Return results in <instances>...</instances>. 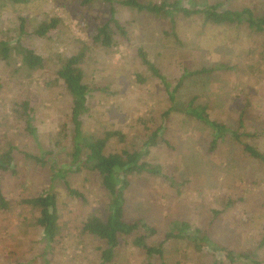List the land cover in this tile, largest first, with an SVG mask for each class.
Here are the masks:
<instances>
[{
    "label": "rangeland",
    "instance_id": "rangeland-1",
    "mask_svg": "<svg viewBox=\"0 0 264 264\" xmlns=\"http://www.w3.org/2000/svg\"><path fill=\"white\" fill-rule=\"evenodd\" d=\"M82 1H0V39L15 44L20 38L42 55L47 65L28 79L13 75L12 67L0 62V152L5 146H14L16 165V174H3L0 181L4 196L12 202L10 210H0V264L101 263L105 244L82 234L90 215L99 213L104 217L109 213V196L100 179L87 168L70 173L68 181L86 200L73 198L65 184L52 182L50 163L41 167L24 155L39 156L42 150H53L58 164L69 167L71 103L62 82L56 81L57 70L59 58L78 53L82 42L92 45L83 64L86 83L107 89L92 93L91 108L84 117L85 136L101 135L105 129L120 131L126 136L124 142L111 140L108 153L123 149L144 152L148 136L164 126L163 136L170 146L162 143L151 148L143 161L160 165L166 174L182 183L177 191L163 178L130 176L127 218L144 219L158 230L148 240L150 245L163 241L172 223L178 221L207 232L216 245L225 249L205 247L197 251L186 240H170L164 246V257L154 256L153 263L253 264L249 260L230 262V251L248 254L264 264L263 163L245 153L241 142L231 136L220 140L211 152L213 136L209 128L180 110L198 96L200 104L209 106L212 119L239 134H256L241 140L264 153V37L246 26L205 24L202 17L186 18L177 16V12L165 19V15L124 6L122 0H112L111 4L94 0L87 5ZM182 1L187 7L193 1L199 7L209 4L224 10L250 6L264 12L263 0ZM111 8L125 26L127 36L115 34L116 44L111 49L93 46L94 31L109 19ZM52 17L61 19L58 28L48 37H37L35 29ZM141 47L174 85L188 71L224 63L234 69L187 78L176 95L177 110L163 121L171 102L162 82L141 63ZM138 75L145 81L139 82ZM23 101H29L34 108L38 142L27 133L25 121L15 112ZM64 128L69 137L59 147L56 140L62 138L59 133ZM50 191L58 197L61 232L57 241L47 247L42 228L35 223L39 211L19 202ZM148 263L144 251L134 247L131 240H124L110 264Z\"/></svg>",
    "mask_w": 264,
    "mask_h": 264
},
{
    "label": "trees",
    "instance_id": "trees-1",
    "mask_svg": "<svg viewBox=\"0 0 264 264\" xmlns=\"http://www.w3.org/2000/svg\"><path fill=\"white\" fill-rule=\"evenodd\" d=\"M11 1L16 3L27 2V0ZM92 1L94 0H83L82 4L87 5ZM105 1L109 4L113 3L112 0ZM120 3L139 12H147L148 14L161 16L165 15V19H168V15L177 12V16L186 18L194 16L202 17L205 24L211 23L216 26H246L251 31H255L264 37V12H259L256 7L244 6L240 9L228 8L221 10L220 6L217 5L205 4L199 7V5L195 4L193 1H191L192 4L187 7L182 0H161L160 3L142 2L140 0H122ZM262 9H264V0ZM174 19L173 21L175 22ZM60 23L61 19L59 18H48L39 24L34 33L39 38L48 37L50 33L58 28ZM20 32L21 34L25 33V20H22ZM115 34L126 37L127 30L125 26L115 18V10L111 8L109 19L94 31L92 37L93 46L95 45L104 49L113 48L116 44ZM81 45L78 53L75 55L59 58L60 65L57 70L56 80L57 82H62L64 91L71 103L70 116L73 131L72 135H70L72 151L68 155L69 167L60 166L58 164L57 156L53 150H42L39 156L29 153H24V155L41 167L50 163L52 182L55 183L58 181L65 184L67 193L73 198L86 200L84 194L73 188L68 181L67 176L70 173L81 172L84 168H87L100 179L101 186L109 196V213L104 217L99 213L90 215L82 227V234L90 235L106 246L102 249L100 264H110L115 259L117 250L124 240H131L134 247L144 251L149 258L148 264H154V256L160 258L164 257V246L170 240H186L191 243L197 251H201L205 247H209L214 251L225 250L219 245H216L207 232L198 228H193L192 225L187 222L178 221L172 223L171 229L165 234L163 241L159 242L157 245H150L148 240L156 236L158 230L149 225L144 219L129 220L127 218L126 191L129 190L132 185L130 176L149 174L157 178H163L177 191H180L182 183H179L175 178L166 174L160 165H153L143 161V158L149 154L151 148L157 147L162 143L170 146L169 142L166 141L163 136L164 126L158 127L148 136L144 143V152L123 149L120 152L108 153L107 148L111 140L118 138L124 142L126 136L120 131H106L105 129L104 133L101 135L90 133L89 136H85L83 129L84 117L89 113L91 108L90 99L92 93L96 91L105 92L107 89L90 86L86 83V74L83 64L85 63L84 61L92 45H88L85 42H82ZM138 55L143 66L162 82L169 96L171 106L162 116L163 121H166L171 113L177 110L176 95L183 87L187 78L207 74L210 75L217 71H231L234 69L230 67L229 64L224 63L216 65L211 69L203 68L198 71H188L174 85L164 76L160 67L150 59L144 47L138 49ZM0 62L12 67L11 72L13 75H21L28 79L32 77L33 73L44 70L47 66L44 57L33 48L24 45L20 38L16 40L15 44L0 39ZM138 81L144 82L145 78L143 79L141 75H138ZM1 89L2 85L0 84V90ZM180 110L188 118L209 128L213 136L210 145L211 152L217 149L220 140L225 139L227 136H231L233 140L241 142L245 153L255 160L261 161L264 165V153L241 140L243 136L254 138L257 135L249 133L239 134L238 132L230 130L224 123L212 119L208 112L209 106L207 104H200L198 96L192 98L185 109L181 108ZM15 112L19 119L25 121V130L27 133L38 142L39 134L37 127L34 125V108L31 106V103L29 101H23L17 104ZM241 121H243L242 118ZM59 136L62 138L56 140V143L57 146L60 147L63 145L62 141L69 137L66 133V128L59 133ZM14 150V146L8 145L0 152V181L3 174H16ZM19 204L29 206L33 210L39 211L35 223L36 226L42 228L43 240L47 247H51L57 241L61 232L57 194L52 191L46 192L38 196L22 199ZM11 208L12 202L6 199L0 186V210L8 211ZM261 244L264 245V239ZM228 258L232 263L249 260L253 264H261L258 261L252 260L248 254L236 255L229 251ZM150 259H152V261H150Z\"/></svg>",
    "mask_w": 264,
    "mask_h": 264
}]
</instances>
